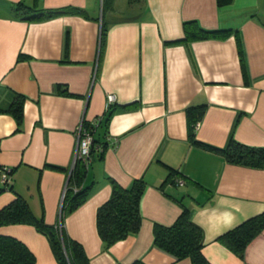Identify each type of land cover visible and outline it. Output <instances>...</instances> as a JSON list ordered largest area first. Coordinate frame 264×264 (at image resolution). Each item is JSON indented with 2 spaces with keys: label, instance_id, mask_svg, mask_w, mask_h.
Here are the masks:
<instances>
[{
  "label": "crops",
  "instance_id": "1",
  "mask_svg": "<svg viewBox=\"0 0 264 264\" xmlns=\"http://www.w3.org/2000/svg\"><path fill=\"white\" fill-rule=\"evenodd\" d=\"M17 1L0 0V108L14 93L24 96L19 125L0 112V166L13 167L0 208L20 195L36 217L57 223L79 127L102 117L89 195L63 218L88 264H193L154 245L153 224L173 223L183 207L202 231L200 264H264V230L243 257L217 240L264 211V168L191 144L186 116L187 107L203 106L195 137L210 146L223 148L231 136L264 146V0H112L108 7L105 0H27L84 11L38 20L17 16ZM190 20L230 33L184 41ZM64 88L69 94L58 91ZM108 94L115 109L105 123ZM169 168L181 183L164 182ZM137 178L146 184L139 230L104 249L96 211L110 195V179L129 187ZM0 234L24 242L34 264H56L32 225H0Z\"/></svg>",
  "mask_w": 264,
  "mask_h": 264
},
{
  "label": "trees",
  "instance_id": "2",
  "mask_svg": "<svg viewBox=\"0 0 264 264\" xmlns=\"http://www.w3.org/2000/svg\"><path fill=\"white\" fill-rule=\"evenodd\" d=\"M232 0H216L218 6L231 3ZM112 0H105L104 6L108 7ZM14 13L27 20H38L51 18L62 14H83V10L74 6L60 8H44L36 2L19 0L13 6ZM230 33V29H204L194 20L183 22V39L190 41L194 39L219 38ZM106 26H101V43H104ZM18 56V59L22 58ZM60 93L69 94L67 89H58ZM24 96L14 93L13 99L6 109L0 108V112L11 113L17 125L20 124L23 114ZM113 103V102H112ZM106 107L103 115L104 122L107 123L113 109V104ZM127 104L125 106H132ZM203 113V106H189L186 108L188 121V137L191 144L210 150L221 155L225 161L253 168H264V146H252L239 142L234 137H230L228 143L223 148H217L205 144L195 137L199 121ZM98 125L93 132V141L89 151L88 163L77 158L70 169L68 175L63 201L61 205L60 218L57 223L49 224L43 216L36 217L26 199L20 195H15L13 200L0 208V225L23 223L35 227L43 234L50 246L56 264H88L83 245L68 236L64 229L63 218L66 214L80 206L87 199L91 183H86L89 165L94 157L97 139L94 134L100 126L102 117H97ZM84 127H90L89 124ZM103 150V147L100 149ZM99 154V155H100ZM10 167L9 178L12 176L13 167ZM176 172L169 168L168 175L164 182L174 183ZM111 191L108 199L103 202L96 211L97 232L102 239L104 249H107L114 242L125 238L129 233L139 230L141 225L140 202L145 190L143 178L134 179L129 187H123L115 180L110 179ZM4 189H11V182L0 183V192ZM264 230V211L252 215L225 231L217 237V240L224 244L236 255L243 257L246 246L260 232ZM154 245L159 249L173 255L175 259L189 257L193 264H200L204 261L202 254V231L189 218V209L183 207L182 211L169 225L155 222L153 224ZM35 255L21 240L11 235L0 234V264H34ZM132 264H145L141 260H136Z\"/></svg>",
  "mask_w": 264,
  "mask_h": 264
},
{
  "label": "built area",
  "instance_id": "3",
  "mask_svg": "<svg viewBox=\"0 0 264 264\" xmlns=\"http://www.w3.org/2000/svg\"><path fill=\"white\" fill-rule=\"evenodd\" d=\"M114 101L113 94L107 95L106 107ZM100 119L95 118L90 124V127L80 126L78 131V140L76 145V150L74 154V161L77 158L83 159L88 163L89 161V151L93 141V132L95 127L98 125ZM198 123H196V126ZM10 171L9 166H0V183L2 182H11V178H9L8 174ZM183 180L176 179L175 182L181 183Z\"/></svg>",
  "mask_w": 264,
  "mask_h": 264
}]
</instances>
